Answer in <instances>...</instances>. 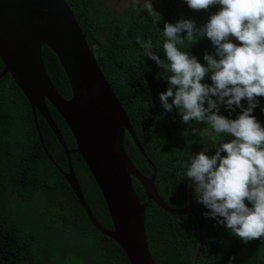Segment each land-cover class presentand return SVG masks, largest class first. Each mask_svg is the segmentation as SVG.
<instances>
[{"label": "trees", "instance_id": "trees-1", "mask_svg": "<svg viewBox=\"0 0 264 264\" xmlns=\"http://www.w3.org/2000/svg\"><path fill=\"white\" fill-rule=\"evenodd\" d=\"M65 1L86 35L109 87L121 100L133 123L135 136L144 151L126 132L125 148L133 164L148 177L157 168V187L164 203L172 209L186 208L189 192L177 189L187 185L184 171L189 155L194 156L205 148L207 155L215 154V145L224 137L210 140L204 122L185 124L180 114L161 129V119L171 113L166 114L158 106L155 91L159 87L150 82L155 63L145 56L136 37L151 39L152 51L165 60L164 50L160 48L165 23L191 19L199 28L219 6L193 10L185 0H156L153 7L161 16L156 24L143 10V1L135 7L131 3L123 13L115 9L118 3L108 0ZM188 45L185 48L197 57L198 52L205 53L212 44L207 37H198ZM44 58L58 93L71 98L73 91L69 81L58 59L47 47ZM3 71L0 62V74ZM203 82L212 83L208 75ZM139 93H143L141 97L130 99ZM256 99L259 104L252 115L264 127V112H261L264 97ZM27 100L10 75L0 80V264H41L44 252L61 249V236L77 233L82 242L91 246L89 251L85 245L80 247L76 254L83 262L77 264H129L115 242L93 229L85 210L60 173L61 169L49 159L51 156L63 168L65 151L40 113L38 128ZM46 101L67 147L70 146L74 142L71 130L55 107ZM241 103L247 106L243 99ZM14 108L22 110L20 118L10 117ZM240 111L239 108L226 110L222 105L220 108V114L230 119L237 118ZM195 123L198 126L193 132L191 125ZM10 125H19L25 130L19 151L9 140ZM77 173L84 198L98 226L112 231L106 201L93 175L84 165L77 166ZM133 186L138 199L147 205L145 233L155 264H195L201 245L199 264H228L229 257H233L232 264H264V237L244 242L216 219L206 216L210 210L196 201L195 194L196 214L177 217L166 213L156 203L148 202L143 184L136 178H133ZM38 202L45 206L38 211L39 217H35L31 213ZM245 203L249 205L247 200ZM199 221L202 222V235ZM39 225L43 227L39 228Z\"/></svg>", "mask_w": 264, "mask_h": 264}, {"label": "clouds", "instance_id": "clouds-1", "mask_svg": "<svg viewBox=\"0 0 264 264\" xmlns=\"http://www.w3.org/2000/svg\"><path fill=\"white\" fill-rule=\"evenodd\" d=\"M117 1L122 6H129L133 3L135 7L136 4L140 3L139 0ZM140 1H143V10L157 24L161 20V16L153 7V1L156 0ZM185 3L193 10H206L210 6L219 7L199 28L191 19L165 23L162 31L164 39L160 44V48L164 50L166 56L165 60L160 59L152 51L151 39L143 40L139 36L136 37V43L144 50L145 56L155 63L150 82L159 87L155 91L158 97V106L162 107L166 114L171 113L170 116L167 115L166 118L161 119L160 127L163 129L180 114L182 122L185 124L192 121L204 122L206 124L205 131L210 140L217 137H224V139L215 145V154L211 156L206 154V148L194 156L189 155L184 171L187 185L177 189V191L189 192V204L186 208L172 209L164 203L157 187V168L154 169L156 189L160 201L171 210L186 211L190 205V194L192 202H194L195 194L196 201L210 210L205 213L206 216L216 219L218 224L224 225L232 234L244 242L262 238L264 237V127L252 113L259 104L256 97H264V0H185ZM119 4L115 9L121 13ZM76 22L82 31L77 20ZM82 33L84 34L83 31ZM198 37H207L213 46L211 45L205 53L198 52L196 57L185 47ZM230 37H234L239 43H234ZM86 40L102 74L97 57L90 48L87 37ZM45 47L43 48V58ZM49 50L53 53L51 49ZM44 62L46 65L45 58ZM45 69L48 73L47 67ZM206 75L210 77L211 84L203 82ZM142 94H135L130 99L136 100ZM117 99L121 103L118 97ZM242 99L246 102V107L245 104L241 103ZM27 101L31 114L35 116L31 103L29 100ZM46 104H48L47 101ZM50 104L53 105L51 102ZM221 105L226 110L234 111L235 108H239L241 111L237 118L230 119L220 114ZM12 112H10L12 118H20L22 115L20 108H14ZM124 112L134 131L133 123L125 109ZM261 112H264V108H261ZM39 113L41 114L37 110L38 117L35 116L38 128L40 127ZM41 117L46 122L42 115ZM197 123L191 125L193 132L196 131ZM10 129L9 140L19 151L25 130L19 125H10ZM53 135L57 139L54 132ZM229 137L232 138L229 139ZM12 138H18L20 145L16 146L12 143ZM39 139L45 149L40 132ZM63 149L65 151L63 168L51 156L49 159L56 168L61 169L60 173L66 181L70 173L75 175L82 191L77 177V166L84 165L95 180L96 178L83 157L75 152L77 149L75 139L67 147L69 154L65 148ZM245 200L248 201L249 205H246ZM151 201L156 203L153 200L148 202ZM160 208L165 211L162 207ZM190 214H196L195 202L194 211ZM190 214L171 215L184 217ZM199 227L202 235L201 221H199ZM62 237H60L63 243L61 249L65 246L72 247V241ZM60 250L52 249L47 252ZM89 250L87 246V251ZM200 251L202 253L201 249ZM200 251L195 264L200 262ZM232 261L233 257H229L228 264H232Z\"/></svg>", "mask_w": 264, "mask_h": 264}, {"label": "water", "instance_id": "water-1", "mask_svg": "<svg viewBox=\"0 0 264 264\" xmlns=\"http://www.w3.org/2000/svg\"><path fill=\"white\" fill-rule=\"evenodd\" d=\"M45 46L62 66L73 90L70 99L58 94L49 79L43 58ZM0 62L4 66L0 80L6 75L14 79L31 103L36 118L39 110L66 150L46 99L70 128L77 144L75 152L94 174L112 220V231L98 226L75 175L70 173L67 182L93 229L114 241L124 251L129 264H154L145 234L146 205L135 193L133 178L143 184L147 201H155L171 214H190L194 202L190 194L186 211L167 208L160 201L154 172L150 177L145 176L133 164L125 148L126 132L140 150L142 147L66 1L0 0Z\"/></svg>", "mask_w": 264, "mask_h": 264}, {"label": "rangeland", "instance_id": "rangeland-1", "mask_svg": "<svg viewBox=\"0 0 264 264\" xmlns=\"http://www.w3.org/2000/svg\"><path fill=\"white\" fill-rule=\"evenodd\" d=\"M109 2L115 4L118 3L117 0H108ZM139 2H141L139 0ZM119 4V3H118ZM123 4V2H122ZM127 6H122L119 4V8L121 13L125 11ZM234 43H239L238 41L235 40L234 37H230ZM12 112V110H11ZM12 143H14L16 146L20 145V141L18 138H12ZM45 204L43 202H38L37 204L34 205V210L31 213L32 216L39 217L38 216V211L42 210L44 208ZM43 225H39V228H42ZM65 240L72 241V247H67L65 246L63 249L60 251L56 252L53 251L51 253L49 252H44L41 255V264H77V263H82L83 259L77 258V254L80 247L82 245H86L91 249V246L88 243L82 242L81 236L77 234H65L63 237ZM49 239H51L49 237Z\"/></svg>", "mask_w": 264, "mask_h": 264}]
</instances>
